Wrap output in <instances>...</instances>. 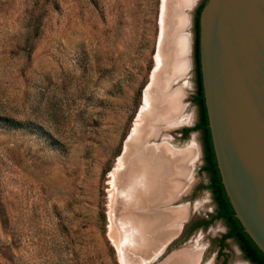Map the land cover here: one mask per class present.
Listing matches in <instances>:
<instances>
[{"label": "rangeland", "instance_id": "rangeland-1", "mask_svg": "<svg viewBox=\"0 0 264 264\" xmlns=\"http://www.w3.org/2000/svg\"><path fill=\"white\" fill-rule=\"evenodd\" d=\"M205 2L188 10L189 71L172 79L171 91L185 93L180 122L161 125L152 137L145 130L150 148L194 154L181 176L158 169L163 195L171 194L158 210L181 215L168 221L164 231L177 228L148 264L190 250L198 254L193 264H251L233 239L220 247L224 222L191 229L215 211L201 134L181 132L198 119L191 100L194 15ZM164 6L165 0H0V264L134 262L122 243L129 210L119 165L152 107Z\"/></svg>", "mask_w": 264, "mask_h": 264}, {"label": "water", "instance_id": "water-1", "mask_svg": "<svg viewBox=\"0 0 264 264\" xmlns=\"http://www.w3.org/2000/svg\"><path fill=\"white\" fill-rule=\"evenodd\" d=\"M198 53L221 183L264 262V0H206Z\"/></svg>", "mask_w": 264, "mask_h": 264}, {"label": "bare ground", "instance_id": "bare-ground-1", "mask_svg": "<svg viewBox=\"0 0 264 264\" xmlns=\"http://www.w3.org/2000/svg\"><path fill=\"white\" fill-rule=\"evenodd\" d=\"M195 2L196 0H165L160 65L148 101L152 107L150 106V112L144 117V126L141 127L139 124L134 130L126 148L127 154L120 160L119 170L124 167V172L119 182L124 196L123 204L128 202L126 209L129 210V214L125 213L123 218V229L127 236L124 235L122 243L127 244L134 253L132 264H148L154 256L161 253L164 246L161 243L171 234L173 235L177 228V226L172 228L173 226L170 225L167 231H164L168 227V221L175 223L181 215V211L158 210L159 206L168 202L171 196V194L167 197L163 195L164 191L159 186L161 178L158 171L168 174L175 171L181 176L186 171V165L189 164L186 161L192 159L194 154L192 150L182 156L166 147L161 151L159 148H150L145 130H149L147 135L152 137L157 135L162 126L167 127L172 123L180 122L178 118L182 114V99L185 93L182 87L171 91V84L174 76L185 77L190 68V35L186 30L190 26L189 11ZM180 159L185 160V164L181 163ZM115 176L117 177V171L114 173ZM176 185L179 188L181 183L177 181ZM196 256L198 254L191 250L176 252L164 264H191L195 262L193 260Z\"/></svg>", "mask_w": 264, "mask_h": 264}, {"label": "trees", "instance_id": "trees-1", "mask_svg": "<svg viewBox=\"0 0 264 264\" xmlns=\"http://www.w3.org/2000/svg\"><path fill=\"white\" fill-rule=\"evenodd\" d=\"M199 12H197V16L199 15ZM196 52H197L196 59H197L198 78H197V95L194 100L199 107V122L191 130H199L202 134V141L204 147V162H205L204 166L202 167V171L206 172L209 176V184L207 188L212 192L213 199L217 206L215 216L210 221L204 222L203 225L206 228L214 220L222 219L226 224L227 232L222 236V239L220 241V247H223L224 241L226 239L232 238L237 242L245 258L251 264H264V262L257 257L252 242L250 240V237L244 232L240 222L235 217L234 211L228 201L223 185L221 183V178L219 175V171L217 168L215 155L213 151L210 130L208 127V119H207L206 108L203 97V89L201 84L198 45ZM188 131L190 130H185V132Z\"/></svg>", "mask_w": 264, "mask_h": 264}, {"label": "flooded vegetation", "instance_id": "flooded-vegetation-1", "mask_svg": "<svg viewBox=\"0 0 264 264\" xmlns=\"http://www.w3.org/2000/svg\"><path fill=\"white\" fill-rule=\"evenodd\" d=\"M203 6V4H201V5H199L198 7H197V9H196V11H195V15H194V46H193V62H194V71H195V83H196V90H195V93H194V95H193V97H192V102L196 105V107H197V110H198V119H197V122H196V124L193 126V127H191V128H185V129H182V134H187V133H189V132H191V131H198L200 134H201V132L199 131V130H191V129H193L197 124H198V122H199V107H198V105L196 104V102H195V97H196V95H197V78H198V75H197V59H196V54H197V45H198V30H197V27H198V16H197V12H199V10L201 9V7ZM200 13V12H199ZM199 54V53H198ZM200 65V64H199ZM185 130H190V131H188V132H185ZM201 137H202V134H201ZM203 142V141H202ZM203 152H204V147H203ZM204 164H205V162H204ZM204 164H203V166H204ZM206 173V172H205ZM206 175H207V177H208V184H209V176H208V174L206 173ZM208 184H207V186H208ZM208 189V188H207ZM209 190V189H208ZM211 192V191H210ZM211 194H212V192H211ZM212 198H213V195H212ZM214 200V199H213ZM214 203H215V201H214ZM216 210H217V206H216V203H215V211H214V213L213 214H211L208 218H205V219H202V220H199V221H196L195 223H193V225H192V230H197V229H200V228H205L204 227V225H203V223L204 222H207V221H210L214 216H215V213H216ZM217 220H220V221H222V222H224L222 219H217ZM215 221V220H214ZM225 224V223H224ZM226 225V224H225ZM209 226V225H208ZM207 226V227H208ZM206 227V228H207ZM227 228V227H226ZM227 232V231H226ZM232 239V238H231ZM234 240V239H233ZM235 241V240H234Z\"/></svg>", "mask_w": 264, "mask_h": 264}]
</instances>
